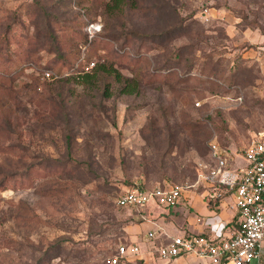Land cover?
Returning <instances> with one entry per match:
<instances>
[{
    "label": "rangeland",
    "instance_id": "1",
    "mask_svg": "<svg viewBox=\"0 0 264 264\" xmlns=\"http://www.w3.org/2000/svg\"><path fill=\"white\" fill-rule=\"evenodd\" d=\"M107 1L0 0V264H113L126 188L196 184L210 141L242 166L264 131V0ZM99 64L122 81L80 80Z\"/></svg>",
    "mask_w": 264,
    "mask_h": 264
},
{
    "label": "built area",
    "instance_id": "2",
    "mask_svg": "<svg viewBox=\"0 0 264 264\" xmlns=\"http://www.w3.org/2000/svg\"><path fill=\"white\" fill-rule=\"evenodd\" d=\"M89 64L92 66L94 63ZM46 75L49 76L47 72ZM242 156L246 163L234 167L228 152L216 141H210L207 160L198 162L196 181L202 186L201 193L207 205L220 198L224 191L232 194L239 212L238 226L228 234L213 236L200 232L165 236L161 240L151 230L146 234L151 253L165 261L193 255L212 264H251L252 261L261 264V245L264 241V131L259 132L244 148ZM197 183L164 184L146 191L127 188L117 197L116 204L142 208L152 201L157 208L164 209L180 202L183 191L191 190ZM116 251L113 264L139 257L142 248L132 243L121 245Z\"/></svg>",
    "mask_w": 264,
    "mask_h": 264
},
{
    "label": "crops",
    "instance_id": "3",
    "mask_svg": "<svg viewBox=\"0 0 264 264\" xmlns=\"http://www.w3.org/2000/svg\"><path fill=\"white\" fill-rule=\"evenodd\" d=\"M232 157L230 156L229 160L234 165ZM151 209L157 210L154 213ZM238 215L239 212L234 205L231 193L224 191L220 198L207 205L203 200L202 193L190 190L183 193L180 202L164 209L157 208L154 202L150 201L140 209V213L137 215L139 216L138 220L133 219L125 226V231L128 240L143 249L140 257L145 258L146 262L147 259H150L157 260L156 264H165L163 262L165 260L158 258L157 255L154 256L148 248L146 235L148 231H155L157 236H160L159 233L172 236L200 232H206L213 236L228 234L238 226ZM183 256L173 258L174 260L172 259L171 262L169 260L168 264H182L184 259L188 264H212L207 259H200L193 255ZM260 260L261 264H264V241L261 245Z\"/></svg>",
    "mask_w": 264,
    "mask_h": 264
},
{
    "label": "trees",
    "instance_id": "4",
    "mask_svg": "<svg viewBox=\"0 0 264 264\" xmlns=\"http://www.w3.org/2000/svg\"><path fill=\"white\" fill-rule=\"evenodd\" d=\"M131 2H132V0H109V1H107L105 3V12L106 13H109V14L115 13L116 11L121 10L124 5H126L128 3H131ZM144 37H146V35H144ZM163 67H165V66H163ZM99 72L114 73L117 81H119V82H121L122 79H123L122 76L120 75V73H118L115 68H113L112 66H104V64L96 65L91 73L90 72H85L79 78H80L81 81L89 82V80L91 79V76L92 75H96ZM132 80H133L132 78L131 79L125 78V82H123L122 86L120 87V92L121 93H123V94H131L133 92H136L135 85L132 86V85H130L128 83L129 81H132ZM104 94H105V92H104ZM109 95L110 94L106 95V97H108ZM207 158H208V153H207V155H206L205 158H202L200 160L201 161L207 160ZM197 170H198V163H197ZM197 174H198V172H197ZM131 186H133V185H131ZM154 187L155 186H150V185L142 184V185H140V187H137V186L134 187L133 186V187H130V188H138L140 190H145L146 191V190H152ZM119 207H122V206H119ZM133 259L134 260H138L139 263H143V264L144 263H147L146 262V259L143 258V257H140V256L139 257H135ZM122 261H124V260H120L118 264H120ZM124 262H122V263H124Z\"/></svg>",
    "mask_w": 264,
    "mask_h": 264
}]
</instances>
